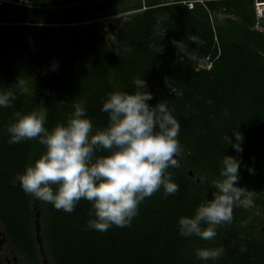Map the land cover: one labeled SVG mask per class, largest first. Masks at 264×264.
I'll return each mask as SVG.
<instances>
[{
	"label": "trees",
	"instance_id": "obj_1",
	"mask_svg": "<svg viewBox=\"0 0 264 264\" xmlns=\"http://www.w3.org/2000/svg\"><path fill=\"white\" fill-rule=\"evenodd\" d=\"M88 1L29 0L30 6L0 1V91L18 75L33 81V95L16 92L9 106L0 107V224L6 240L41 264L32 231L34 199L44 218L39 237L52 264H264V222L239 200L231 223L218 225L212 240L177 230L179 217L192 216L204 198H211L223 155L241 161L237 186L251 193L254 204L264 205L259 198L264 197V30L256 27L254 10V2L264 0H192V8L184 3L189 0H93L111 6L133 1L131 9H138L126 20L114 18L105 34L87 24L71 27L81 22L72 15L77 9L61 8ZM52 6L58 9H46ZM200 60L209 66L196 67ZM140 76L153 95L148 103L165 102L180 123V163L165 170L178 185L174 194L158 189L139 203L128 226L101 232L86 226L89 201L81 198L72 212H64L14 182L43 151L34 139L7 142L15 112L42 103L44 126L51 129L65 123L82 101L94 134L107 126V113L100 110L107 94L132 92ZM235 129L243 136L240 152L227 144ZM95 154L108 153L101 148ZM221 244L224 252L217 260L194 255L197 248ZM0 264H5L1 256Z\"/></svg>",
	"mask_w": 264,
	"mask_h": 264
},
{
	"label": "clouds",
	"instance_id": "obj_2",
	"mask_svg": "<svg viewBox=\"0 0 264 264\" xmlns=\"http://www.w3.org/2000/svg\"><path fill=\"white\" fill-rule=\"evenodd\" d=\"M23 2L29 5V0ZM261 17L264 14L256 16ZM51 68L55 70L57 64L53 63ZM133 84L132 92L115 90L107 94L100 109L107 113V126L94 134L82 101L74 105L65 123H57L51 129L44 126L47 110L42 103L31 111L15 112V119L6 129L7 142L34 139L43 146V151L15 175L14 182L26 194L64 212H72L81 198L89 201L90 218L86 226L101 232L112 226H128L137 215L139 203L158 189L162 188L165 196L174 194L178 185L165 170L176 166L180 123L165 102L148 103L153 95L141 76L134 78ZM6 88L0 91V107L9 106L16 92L27 97L33 95V81L24 75H18ZM232 136L231 140L226 136L227 144L236 152L242 151V134L235 129ZM101 148L108 154L96 155ZM221 165L220 179L210 185L211 198H204L192 216L178 218L181 236L212 240L217 236L218 225L231 223L232 208L239 193L245 190L236 183L241 161L223 155ZM247 170L253 171L250 167ZM245 250L240 245V251ZM223 252L221 244L197 248L194 255L200 260H217Z\"/></svg>",
	"mask_w": 264,
	"mask_h": 264
},
{
	"label": "rangeland",
	"instance_id": "obj_3",
	"mask_svg": "<svg viewBox=\"0 0 264 264\" xmlns=\"http://www.w3.org/2000/svg\"><path fill=\"white\" fill-rule=\"evenodd\" d=\"M53 1H60V0H53ZM134 4L135 3L132 1L127 4L117 3L114 6H111L105 2L96 3L93 0H89L88 2H85L83 4L82 6L83 9H77L76 11H73L72 13V15L76 19H79L81 22H78L77 24H70V26L71 27L72 25H82L83 26L84 24H87V25L92 26L94 31H96L97 33L105 34L107 27L109 25H112V21L114 18L120 17L122 20H126L128 16L138 11V9H131ZM262 4L264 3L259 4V6H262ZM258 22L259 23L258 25H256V27L260 29L261 31H263L264 30V25H263L264 17L258 18ZM46 25H49L51 28H55L53 26H59L61 24H51L50 23ZM81 34L83 33H78V37L81 36L82 40H84L85 38H88V35L83 34L82 36ZM104 37L108 40L112 39L110 38V36H108V34H106ZM206 65L207 63H205L203 60H200L197 62L196 67H203ZM239 194H240L239 203L242 205V207L246 211H249L254 219L264 222V205L254 204V202L252 201L250 197L251 193L241 191ZM259 198H262V200H264L263 196H259ZM31 210L33 211V214H34L33 221H32V231H33V236L37 244V251L40 257V263L41 264H52L48 260L46 251L43 247V242L39 237L42 224L44 223V218L40 217L39 207L34 199L31 200ZM260 231L264 233V228H261ZM3 233L4 232L0 224V256L2 260L4 261V263L5 264H33L31 261L24 258L17 249H15L11 244H9V242L6 240ZM223 241L225 242V240Z\"/></svg>",
	"mask_w": 264,
	"mask_h": 264
},
{
	"label": "built area",
	"instance_id": "obj_4",
	"mask_svg": "<svg viewBox=\"0 0 264 264\" xmlns=\"http://www.w3.org/2000/svg\"><path fill=\"white\" fill-rule=\"evenodd\" d=\"M1 2H4V3H8V4H13V5H22V3H21V0H0ZM192 0H189V1H185L184 3H185V5L188 7V8H192ZM259 4L260 3H256L255 2V4H254V8H255V13H256V16H259V15H261L262 13H261V9H260V7H259ZM204 61H208V59L207 58H205V60ZM205 63H207V65H206V68L209 66V62H205Z\"/></svg>",
	"mask_w": 264,
	"mask_h": 264
},
{
	"label": "crops",
	"instance_id": "obj_5",
	"mask_svg": "<svg viewBox=\"0 0 264 264\" xmlns=\"http://www.w3.org/2000/svg\"><path fill=\"white\" fill-rule=\"evenodd\" d=\"M83 6V5H82ZM82 6H80L79 8H77V7H74V6H70L69 8H65V7H63L62 9H83V7ZM54 7V8H53ZM58 9V7H56V6H52V7H49V8H46V9Z\"/></svg>",
	"mask_w": 264,
	"mask_h": 264
},
{
	"label": "water",
	"instance_id": "obj_6",
	"mask_svg": "<svg viewBox=\"0 0 264 264\" xmlns=\"http://www.w3.org/2000/svg\"><path fill=\"white\" fill-rule=\"evenodd\" d=\"M175 159H176V163L179 164L180 162H179L178 155H176ZM188 174H189L191 177H193V179H194L195 181H198V179H197L195 176H193V175L191 174V172H188ZM3 234H4V233H3Z\"/></svg>",
	"mask_w": 264,
	"mask_h": 264
},
{
	"label": "bare ground",
	"instance_id": "obj_7",
	"mask_svg": "<svg viewBox=\"0 0 264 264\" xmlns=\"http://www.w3.org/2000/svg\"><path fill=\"white\" fill-rule=\"evenodd\" d=\"M260 9H262V14H264V4H262V6H259Z\"/></svg>",
	"mask_w": 264,
	"mask_h": 264
}]
</instances>
